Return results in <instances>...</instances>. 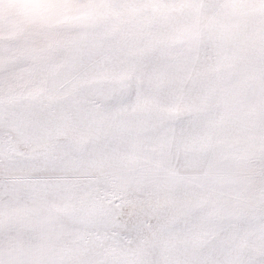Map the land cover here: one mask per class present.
I'll return each mask as SVG.
<instances>
[{
  "label": "snow or ice",
  "instance_id": "snow-or-ice-1",
  "mask_svg": "<svg viewBox=\"0 0 264 264\" xmlns=\"http://www.w3.org/2000/svg\"><path fill=\"white\" fill-rule=\"evenodd\" d=\"M0 264H264V0H0Z\"/></svg>",
  "mask_w": 264,
  "mask_h": 264
}]
</instances>
